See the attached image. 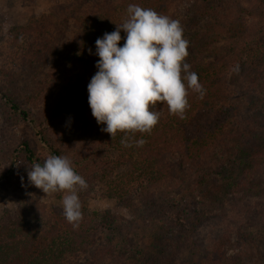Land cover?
I'll use <instances>...</instances> for the list:
<instances>
[{
  "label": "trees",
  "instance_id": "trees-1",
  "mask_svg": "<svg viewBox=\"0 0 264 264\" xmlns=\"http://www.w3.org/2000/svg\"><path fill=\"white\" fill-rule=\"evenodd\" d=\"M50 1L48 13L9 34L18 54L12 57L29 62V70L37 67V87L24 88L21 74L0 68V79L6 78L4 85L0 82L6 110L33 126L46 153L26 139L11 158L31 165L43 164L48 155H67L90 189L116 199L134 217L91 210L80 194L83 219L74 229L60 206L21 199L17 210L0 219V264L252 260L254 245L247 238L255 241L256 235L243 227L258 226L254 212L264 219L262 209L246 202L264 195V0ZM130 4L180 21L189 42L185 62L206 90L202 99L188 90L190 108L184 119L158 102L157 125L150 134H135V139L146 141L142 147L123 146L122 132L112 140L88 102V84L100 59L95 41L123 22ZM121 37L123 46V30ZM75 66L82 71L84 87L74 92L73 100L60 96L58 103L46 104L40 110L44 121L27 106L29 99L27 104L18 100L31 93V100L50 101L42 88L56 76L45 77L48 67L54 73ZM21 86L26 93L19 91ZM87 131L93 133L86 142ZM230 211L247 214L236 218L240 222L235 237Z\"/></svg>",
  "mask_w": 264,
  "mask_h": 264
},
{
  "label": "clouds",
  "instance_id": "clouds-1",
  "mask_svg": "<svg viewBox=\"0 0 264 264\" xmlns=\"http://www.w3.org/2000/svg\"><path fill=\"white\" fill-rule=\"evenodd\" d=\"M127 17L116 23L112 32H105L95 41L98 71L88 84V102L101 130L116 138L124 133L121 144L142 147L146 141L135 139L136 133H151L161 112L155 105L166 103L170 114L185 118L190 108L188 90L202 99L206 90L191 65L188 41L183 38L179 20L159 14L152 8L136 4L127 7ZM121 30L126 33L120 46ZM22 42V37H21ZM92 54V49H88ZM233 71L238 72L237 65ZM28 183L41 189L46 196L56 192L62 197L65 219L78 228L83 219L78 192L88 184L78 174L67 155H48L43 164H28ZM24 177L21 176L23 184Z\"/></svg>",
  "mask_w": 264,
  "mask_h": 264
},
{
  "label": "rangeland",
  "instance_id": "rangeland-1",
  "mask_svg": "<svg viewBox=\"0 0 264 264\" xmlns=\"http://www.w3.org/2000/svg\"><path fill=\"white\" fill-rule=\"evenodd\" d=\"M50 0H0V37L2 42L0 44V68L14 73V75L21 74L24 82L20 84L29 88L37 87V67L33 70L30 69L29 62L26 64L18 56L13 58L12 54L18 55L14 52L13 48L9 43V34L13 28L17 26L27 25L33 18L42 16L48 13L51 6ZM30 57H27L29 60ZM48 70L52 74H48ZM53 67H48L46 70L47 78L56 76L55 82L49 81L48 87L44 86L43 97H49L50 101L42 98V100L33 99L31 100V93H26L27 90L21 86L20 92L26 93V95H19V101L22 104H27L30 109L35 113V117L39 120L44 121L40 110L47 104L58 103V98L65 96L70 100L74 99V92L84 87L82 83V71L77 67L62 68L54 72ZM0 82L4 85L6 78L0 79ZM262 98V99H261ZM260 99L264 100V92L260 95ZM51 105V107H52ZM55 106V105H54ZM93 132L87 131V136L84 140L87 142L92 136ZM29 140L32 147L37 148L41 153L45 154L46 151L43 147V143L40 140V136L33 126L28 122H23L20 118L12 116L9 111L6 110V106L1 100L0 95V219H2L7 213H13L18 208L19 201L24 199L25 202L31 199L38 200L43 203H47L49 206L57 205L62 208V197L66 193L56 192L46 196V194L39 188L28 183L27 169L28 164L19 159L11 158V154L15 152L21 145L22 140ZM14 161V163H12ZM30 165V164H29ZM21 176L24 177L23 184L21 182ZM83 194L89 204L91 210L105 211L110 210L114 213L121 214L128 218H133L134 215L127 210L122 204L116 199L108 198L100 193L96 188L90 189L87 187L86 190H81L78 195ZM247 203H252L256 207V210L262 209L264 213V195L258 197H251L246 200ZM229 208L230 205H228ZM231 217H234L232 226H234L236 233L238 234L239 222L236 218L246 217V212L241 214L238 212H228ZM252 213V212H251ZM253 216V214H252ZM261 216V217H260ZM254 221L258 224H248L244 226L247 231L256 235V240L247 238L252 243L254 248L250 253L253 252V259L246 261L244 264H264V219H262L261 212H254ZM242 228V230H243ZM236 241V240H235Z\"/></svg>",
  "mask_w": 264,
  "mask_h": 264
}]
</instances>
